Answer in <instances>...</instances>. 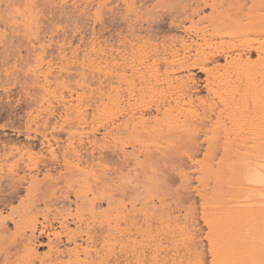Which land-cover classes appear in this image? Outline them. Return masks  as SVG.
I'll list each match as a JSON object with an SVG mask.
<instances>
[{
  "label": "rangeland",
  "instance_id": "374dc122",
  "mask_svg": "<svg viewBox=\"0 0 264 264\" xmlns=\"http://www.w3.org/2000/svg\"><path fill=\"white\" fill-rule=\"evenodd\" d=\"M215 1L183 0L185 13L197 3L201 10L177 25L168 0H0V177L1 168L17 164L21 174L38 170L42 177L47 159H61L65 150L83 153L80 167L111 169L116 190L111 241L91 242L92 232L85 230L76 235L80 258L93 251L91 264H264V223L243 230L251 210H242L256 208L255 217L264 221V165L236 147L206 148L232 125L217 118L218 111L244 90L226 87L218 96L214 87L237 81L229 72L236 64L259 65L256 51L238 56L234 50L243 42H264V28L241 40L228 37L232 28L212 20ZM233 1L245 10L264 3ZM182 43L191 45L182 56L153 55L154 46L180 49ZM182 53L187 59L180 65ZM167 71L178 80L167 82ZM143 72L158 76L153 88L139 82ZM180 84L192 87L191 96H180L176 105ZM144 85L146 94L131 95V88L136 92ZM161 101L164 108L174 105L179 119L194 120L188 132L200 136L201 150L132 148V112L135 117L148 107L146 116L160 118ZM204 109L211 113L206 132L196 115ZM6 188H0V213L17 217L27 206L25 191L7 198ZM98 209H106L104 201ZM78 224L69 217L67 228ZM7 227L14 231L10 219ZM49 232L53 240L61 235L60 249L74 247L59 221H52ZM38 241L39 256H53L47 238Z\"/></svg>",
  "mask_w": 264,
  "mask_h": 264
},
{
  "label": "bare ground",
  "instance_id": "6f19581e",
  "mask_svg": "<svg viewBox=\"0 0 264 264\" xmlns=\"http://www.w3.org/2000/svg\"><path fill=\"white\" fill-rule=\"evenodd\" d=\"M182 1L168 0L170 20L177 25L184 19L199 14L201 10L200 4L197 3L191 8L190 12L185 13L186 8L180 5ZM211 12L214 22L221 23V25L227 24L232 28L228 32L225 30L227 36L232 39L241 40L247 34H257L264 28V3L261 9L259 7H249L245 10L242 5L235 3L233 0H217L212 3ZM183 13L185 14L182 16ZM178 16H181V18L177 21ZM221 32H223V29ZM214 35L216 34L210 33V39L215 38ZM218 37L223 38L220 35ZM174 45L166 44L162 46L161 50L154 46L153 55L169 54L175 58V56L179 57L181 55L180 51L188 52L191 48V45L187 43H182L180 49H178L179 46L176 48ZM252 50L256 51L259 57L257 59L259 65H256L257 62L254 60H247L245 64H236L230 68L229 72L234 73L237 81L225 82V88H221L220 85L214 87L216 89L214 91L218 96L226 92V87L235 88L242 85L244 90L235 102L225 104L218 111L217 118L224 116L231 120L232 125L224 129L223 139H219L216 135V139L208 141L206 148L221 147L226 150L236 147L238 150L251 152L252 156L256 154L259 158L256 162L264 165V42H258L254 46L243 42L235 48L234 52L241 56L243 54L249 55ZM182 54L183 58L180 65L183 64L184 59H187V55ZM200 59L203 60V58ZM207 59L209 58L205 57L203 62ZM201 65V68L200 65L198 66L199 69L205 70L208 74V69L204 68L203 64ZM174 74V72L168 73L167 71L166 81H177L178 78ZM230 74L228 73V77L231 76ZM138 79L139 82L143 83L144 81L149 89L153 88L154 82H158V76L154 74L147 76L144 72L139 74ZM165 79L163 78V80ZM243 79L245 80L244 83H242ZM145 85L139 89L137 88L136 92H134L135 88L134 90L131 88V95L137 93L138 96H143L146 94L148 89ZM206 85L207 87L211 85L209 79H207ZM191 88L190 85L182 87L180 84L178 95L174 97L176 105L179 101H182L180 96L190 94ZM164 104L165 101H161L156 105L157 111L163 109L160 118L156 115L154 117L146 116L148 107L140 109L139 114L135 117V113L132 112L133 138L130 141L132 148L157 147L174 150L189 148L197 152L201 150L203 143L200 141V136H193L188 132V124H191L194 120H188V116H184L182 120L179 119L178 115L174 114L175 106L168 105L167 108H164ZM213 109L211 108L210 111L212 112ZM204 110L196 115L200 117V126L206 132L205 126L207 124L205 125V121L211 118V113H207L206 109ZM62 154L61 159L53 161L47 159L42 177L39 176L38 170L21 174L22 167L18 164L12 165L8 169L1 168L0 188L5 184L7 198L19 196L20 191L23 189L27 206L20 211L17 217H6L0 213V264H91L94 260L93 251H86L84 256L80 258L75 248L77 245L75 243L76 235L85 230L87 234L92 232L90 235L91 242H95L101 237H106L105 240L108 242L111 241L115 229L113 214L116 206V190L111 169L80 167L79 164L83 163L84 155L78 150H65ZM246 155L250 156L249 153H246ZM244 157L246 158L245 155ZM245 158L242 157L241 160H245ZM243 170L245 169L243 168ZM237 171L239 174V170ZM238 174L236 175L238 176ZM102 201L106 204V209L103 212L98 209ZM72 210L75 211V214L71 213ZM242 210H251L243 230L264 223V221L255 217L256 208L245 207ZM39 214L43 215V219L40 221L38 219ZM73 216L79 224L75 230L71 231L67 228V222L68 218L73 219ZM51 217L53 220L59 221L62 228H65L66 240L73 241L74 247L60 249L58 244L61 242V235L55 236L54 240L49 237V228L53 221L50 220ZM7 219L14 223V231H10L7 227ZM27 228L29 232H27ZM41 237L47 238V245L50 251H53V256L44 255V257H41L36 252L35 247L37 245L35 242L38 243V246L41 245L38 241ZM242 244L247 245L244 241H242ZM65 254H69L66 260L63 259ZM71 255H74L72 260L70 259ZM243 257L246 258V255Z\"/></svg>",
  "mask_w": 264,
  "mask_h": 264
}]
</instances>
